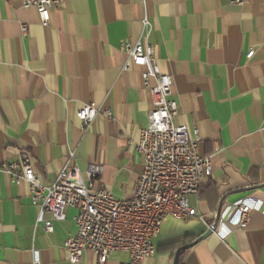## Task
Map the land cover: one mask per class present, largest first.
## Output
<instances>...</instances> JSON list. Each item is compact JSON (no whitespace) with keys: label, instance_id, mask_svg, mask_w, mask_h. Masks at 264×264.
<instances>
[{"label":"crops","instance_id":"1","mask_svg":"<svg viewBox=\"0 0 264 264\" xmlns=\"http://www.w3.org/2000/svg\"><path fill=\"white\" fill-rule=\"evenodd\" d=\"M50 15L44 26L23 0H0V163L26 154L49 186L75 151L81 171L103 167L96 190L130 202L144 165L135 147L153 104L140 70H124L121 45H151L173 81L175 123L192 137L197 131L199 154L213 170L189 198L203 221L165 219L156 254L142 264H173V244L194 243L220 209L217 230L186 250L181 264H264V212L229 222L240 201L264 204V1L66 0ZM86 104L100 112L84 131L77 115ZM38 214L27 182L0 171V264H72L65 243L77 235L78 211L67 208L52 233ZM128 262L120 251L107 264ZM80 264H99L98 256L87 249Z\"/></svg>","mask_w":264,"mask_h":264},{"label":"built area","instance_id":"2","mask_svg":"<svg viewBox=\"0 0 264 264\" xmlns=\"http://www.w3.org/2000/svg\"><path fill=\"white\" fill-rule=\"evenodd\" d=\"M64 1L23 0V6L36 9L42 24L48 26L51 10ZM246 2L232 0L237 6ZM23 31H27L26 26ZM121 48L128 55L124 70L130 71L133 67L140 70L153 104L148 126L141 131L135 147L144 165L130 202L118 199L108 190H96L95 182L103 174V167L91 164L85 172L81 171L75 151L69 154L68 164L58 179L49 186L42 183L26 154L19 163H0V171L9 175L14 183L27 182L32 203L39 208L38 222L44 223L47 233L54 231V221L65 220L67 208L78 211L77 235L65 243L72 264H80L87 249L98 256L99 264H107L110 255L120 251L129 255L127 264H142L156 254L154 240L161 233L165 219L203 221L190 206L189 198L199 193L201 180L211 176V160L199 154L197 131L192 137L187 126L176 125L179 104L171 98L173 81L171 76L161 73L154 47L125 42ZM254 55L255 52L250 51L247 59L252 60ZM151 78L156 81L153 87L149 85ZM99 112L94 104H86L79 110L77 116L84 131L90 128ZM104 115L110 117L111 113L107 110ZM73 162L74 165H69ZM234 208L229 221L232 226L246 223L254 211L264 212L260 201H240ZM46 212L52 216L50 221L44 219ZM34 264L41 263L35 260Z\"/></svg>","mask_w":264,"mask_h":264},{"label":"water","instance_id":"3","mask_svg":"<svg viewBox=\"0 0 264 264\" xmlns=\"http://www.w3.org/2000/svg\"><path fill=\"white\" fill-rule=\"evenodd\" d=\"M220 216H221V209L219 210V214H218L216 223L204 235H202L200 238H198L194 243L186 245V246H184V247H182L176 251V253L174 255L173 264H177L178 259H179V255L181 252L191 249L195 244L209 238L217 230L218 223L220 220Z\"/></svg>","mask_w":264,"mask_h":264},{"label":"trees","instance_id":"4","mask_svg":"<svg viewBox=\"0 0 264 264\" xmlns=\"http://www.w3.org/2000/svg\"><path fill=\"white\" fill-rule=\"evenodd\" d=\"M173 246L175 247V249H174V251H175V250H178V249H180L181 247H183L184 244H183V243H174ZM185 253H186V251H183V252L180 253L177 264H181V258H182V256H183Z\"/></svg>","mask_w":264,"mask_h":264}]
</instances>
